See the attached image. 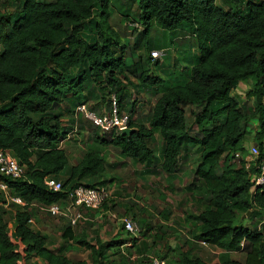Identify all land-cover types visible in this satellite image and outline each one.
I'll return each instance as SVG.
<instances>
[{
    "label": "trees",
    "instance_id": "1",
    "mask_svg": "<svg viewBox=\"0 0 264 264\" xmlns=\"http://www.w3.org/2000/svg\"><path fill=\"white\" fill-rule=\"evenodd\" d=\"M11 1L16 10L0 15V148L11 150L27 167L23 177L5 178L11 193L26 206L15 211L11 230L0 215V264H25L33 256L46 264H86L69 259L59 248H49L47 235L32 229L28 208L32 202L64 201L78 185L105 183L100 179L83 183L101 178L105 171L104 157L93 151H86L69 168L60 191L47 189L43 179L56 177L68 164L67 153L59 146L66 132L57 110L67 95L80 94L89 81L103 93V100L108 89L116 88L113 94L121 111L125 47L109 23V0ZM221 1L227 9L217 0H138L136 14L145 32L152 23L170 32L186 26L200 54L185 79L165 84L147 126L134 122L132 107L129 127L138 131L129 135L109 131L103 133L109 138L101 139L144 163L154 158L149 140L156 131L163 145L161 167L168 174L175 170L184 140L198 144L194 183H200L197 189L205 193L207 204L188 218L196 224L195 238L221 252L206 262L186 250L176 264H264V226L253 231L242 224L251 209L264 212V183L251 189L257 168H246L242 156L251 122L256 125V162L264 160V0ZM92 19L97 39L89 42L84 30ZM148 60L158 66L159 59L153 60L150 52ZM75 70L78 74L72 77ZM148 75L145 68L141 79L151 85L163 81ZM245 79L251 81L249 114L241 112L231 97L235 85ZM185 104L201 107L198 113L192 111L191 122ZM192 129L199 136L188 137ZM106 207L105 201L99 209ZM65 236L90 251L92 264H101L99 258L114 245L99 238L89 241L69 229ZM241 245L244 262L230 255Z\"/></svg>",
    "mask_w": 264,
    "mask_h": 264
},
{
    "label": "rangeland",
    "instance_id": "2",
    "mask_svg": "<svg viewBox=\"0 0 264 264\" xmlns=\"http://www.w3.org/2000/svg\"><path fill=\"white\" fill-rule=\"evenodd\" d=\"M217 4L227 9L221 0H217ZM137 5L138 0H109V23L125 47L124 59L127 69L126 77H121L124 86L120 98L121 111L129 113L133 107L134 122L147 126L152 106L165 84L171 79H185L200 53L195 37L186 26L170 32L152 23L145 32L136 14ZM15 10L16 7L11 0H0V15ZM94 20L92 19V23L84 30V37L89 42L97 39L96 30L93 28ZM152 47L164 49L166 52L157 67L149 64L151 62L148 56ZM140 66L143 68L136 69ZM145 68L149 70L148 76H160L163 80L161 84L151 85L143 81L141 72ZM77 74L78 71L75 70L72 77ZM250 82V79L240 81L231 91V97L238 104V109L246 114H249L253 105L247 91L250 89ZM115 89H108L111 95ZM110 93L105 92L103 100V93L96 84L89 81L80 94L75 97L67 95L57 109L61 113V125L66 132L61 147L67 153L68 164L54 177L63 182L69 168L79 162L86 151L102 155L105 159V171L101 178L93 177L84 180L83 183L91 184L98 179L104 180L102 186H106L110 191V197L106 201L107 207L98 210L82 209L84 219L71 228L66 217L52 215L36 206H29L32 229L47 235L49 248H59L69 259L86 264H92L90 251L67 239L65 236L67 229L74 234L86 236L89 241L99 238L102 243L114 244L99 258L101 264H149L151 255L166 258L168 264H176L180 254L186 250H190L193 256L200 257L206 262L215 260L221 250L198 241L195 238L196 224L188 218L189 214H198L207 204L205 193L197 189L200 183L198 181L194 183L193 171L200 160L198 144L186 138L181 146L175 170L168 174L161 167L163 145L156 131L149 140L154 157L149 162L141 163L122 153L112 144L102 143L101 139L108 136L83 113H76L75 107L78 103H85L88 111L104 114L110 111ZM182 107L189 122L194 118L192 111L198 113L201 110L200 106L189 104ZM247 124L251 130L245 135L243 142L245 152L242 156L252 147H257L254 139L256 125L251 122ZM187 135L193 137L198 134L192 129ZM22 208L24 207L12 202L6 204L0 194V215L10 230L14 227L15 211ZM122 217H131L141 232L136 236L128 234L122 228L120 220ZM242 224L253 231H261L264 226V212L251 209L242 217ZM230 255L233 259L245 261L246 253L242 245L230 252ZM24 263L46 264L34 256L27 257Z\"/></svg>",
    "mask_w": 264,
    "mask_h": 264
},
{
    "label": "built area",
    "instance_id": "3",
    "mask_svg": "<svg viewBox=\"0 0 264 264\" xmlns=\"http://www.w3.org/2000/svg\"><path fill=\"white\" fill-rule=\"evenodd\" d=\"M166 52L164 49H152L150 55L153 60L162 59ZM110 111L102 114H96L88 111L86 104L81 103L75 107L76 113H83L87 118L91 119L101 132L106 133L114 131L120 132L122 129L129 127L130 114L119 111L117 107V99L115 94L110 98ZM61 146V142L59 143ZM259 151L257 147H252L244 156V165L246 168L255 165L257 171L252 176V187L262 185L264 183V160L259 163L256 162ZM26 165L18 162L11 150L0 148V194L5 203L13 202L24 205V200L15 194H12L10 187L5 178L18 179L25 175ZM43 183L47 189L51 191H60L62 189L61 182L50 177L45 176ZM110 197V191L106 186L91 187L85 185H78L74 187L68 194L64 201H57L51 204H36L39 209L46 211L52 215H60L66 217L71 227L84 219L83 210H97ZM121 224L123 229L132 236H136L141 232L138 224L131 217H122ZM149 264H167L166 259L158 256H149Z\"/></svg>",
    "mask_w": 264,
    "mask_h": 264
},
{
    "label": "water",
    "instance_id": "4",
    "mask_svg": "<svg viewBox=\"0 0 264 264\" xmlns=\"http://www.w3.org/2000/svg\"><path fill=\"white\" fill-rule=\"evenodd\" d=\"M138 129L136 127H126L124 129H122L120 132L121 134H131V133H134V132H137Z\"/></svg>",
    "mask_w": 264,
    "mask_h": 264
},
{
    "label": "crops",
    "instance_id": "5",
    "mask_svg": "<svg viewBox=\"0 0 264 264\" xmlns=\"http://www.w3.org/2000/svg\"><path fill=\"white\" fill-rule=\"evenodd\" d=\"M153 49H156V48H153ZM60 174V173H59ZM58 174V175H59ZM57 175V176H58ZM8 203H10V202H8ZM8 203H6V204H8ZM13 203V202H12ZM34 203H36L37 204V202H32L31 204H29V206H36V205H34ZM13 204H15V205H17V206H19V207H25L26 206V203L24 204V205H20V204H16V203H13ZM39 205H40V203H38ZM37 207V206H36ZM46 212V211H45ZM32 224V223H31ZM31 227H32V225H31ZM71 228H73V227H71ZM35 231V230H34ZM41 233H43V232H41ZM43 234H45V233H43ZM124 244H127V243H125V242H123ZM122 244V243H121ZM221 252V251H220Z\"/></svg>",
    "mask_w": 264,
    "mask_h": 264
}]
</instances>
